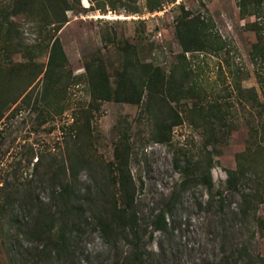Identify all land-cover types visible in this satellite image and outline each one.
I'll list each match as a JSON object with an SVG mask.
<instances>
[{"label": "rangeland", "instance_id": "obj_1", "mask_svg": "<svg viewBox=\"0 0 264 264\" xmlns=\"http://www.w3.org/2000/svg\"><path fill=\"white\" fill-rule=\"evenodd\" d=\"M238 2L165 0L161 9L149 11L145 0H80L57 32L67 60L61 75L50 81L44 79L48 48L32 28L33 16L9 17L17 29L7 43L1 20L10 0H0V99L16 100L0 117V188L31 180L39 200L47 201L44 174L49 167L62 171L70 166L83 197L100 210L117 201L114 148L123 143L135 183L143 264H213L243 244L254 258H264L262 189L263 200L248 220L236 212L241 192L254 191L252 173L246 170L237 189L225 192L226 171L236 168L239 154H247L249 126L258 116L245 101L249 96L241 95L253 87L262 99L255 75H264V65L254 64L249 54L255 34L248 24L256 18L242 15ZM183 15L206 19L221 47L182 55L175 24ZM124 49L134 51L140 63L157 65L182 80L180 99L172 103L181 122L167 140L154 138L155 122L146 112L144 95L138 104L93 96L90 75L95 70L103 71L111 91L119 86ZM9 71L13 77L6 87L2 82ZM209 105L221 109L227 126L216 119L218 126H204L198 110ZM208 161L211 193L196 181ZM186 164L195 167L183 175ZM219 191L225 195L221 206L215 200ZM210 194L214 199L209 203ZM166 204L171 206L168 230L153 231L151 221ZM95 221L87 216L72 239L71 256L52 264H113L130 255L129 241L109 240ZM1 234L0 264H7Z\"/></svg>", "mask_w": 264, "mask_h": 264}, {"label": "trees", "instance_id": "obj_2", "mask_svg": "<svg viewBox=\"0 0 264 264\" xmlns=\"http://www.w3.org/2000/svg\"><path fill=\"white\" fill-rule=\"evenodd\" d=\"M108 2L110 3V0ZM164 2L165 0H145V6L149 11L158 10ZM79 6L80 0H10L2 16L8 13L1 20L4 34L7 36L5 40L11 43L15 38L13 33L17 29L15 23L9 20L10 16L16 17L25 13L33 16L32 28L41 38V43L44 41L45 48H48L44 79L56 80L61 75L67 60L57 32L67 21V12L78 10ZM238 6L242 15L256 18L248 24L249 30L255 34V41L249 54L250 60L261 67L264 65V0H239ZM175 37L181 47L182 55L188 52L217 51L221 47L210 33L208 21L200 16H180L175 24ZM37 46H40L39 42ZM123 60L120 83L115 91H111L103 71L95 70L91 73L94 98L108 100L113 97L116 101L138 104L144 95L146 112L155 122L154 138L157 141L167 140L171 129L181 122L178 113L176 116L173 115L172 103L180 99L182 80L172 73L167 75L157 65L140 63L131 49H124ZM14 68L16 71L22 70L19 66ZM255 76L261 86L262 99L258 97L253 87L245 89L241 96L243 99L246 95L249 96L245 101H250L255 107L257 120L249 126L247 154H239L236 168L226 171L225 180V192H232L237 189L246 170L252 173L254 191L241 192L237 207L236 215H239L241 220L255 217L256 207L262 202V193H264V173H262V169L264 170V75L256 72ZM11 77L13 76L10 71L4 74L6 82H2L3 86L7 87L10 84ZM13 102L16 100L2 95L0 117ZM198 113L204 126L210 129L218 126L215 119L220 126H227L224 113L215 105L202 106ZM127 158L123 143L115 144L113 164L117 176V201L108 206L102 205L100 210L92 206L95 202L83 197L78 187L76 169H71L70 166L64 167L62 171L59 168L55 171L49 167L44 174L50 189L47 201L39 200L31 180L21 184L4 183L0 188V231L7 264H52L54 261L70 257L73 253L72 239L79 232V225L87 216L96 219L95 224L98 229L109 240L112 237L113 241L124 239L131 243L130 255L113 264H143L142 235L135 209V183ZM210 164L208 161L202 173L196 174V181L201 182L209 193L212 189ZM190 167L194 168L195 164H186L182 174H186ZM187 177L181 179V186L186 184ZM260 189L262 193L258 192ZM217 195L215 200L221 206L225 199L224 191H219ZM213 199L210 194L209 203ZM168 213H171V206L166 204L164 210L154 215L151 221L153 231L168 230L166 221ZM22 240L28 243L25 247L21 243ZM257 262L264 264V258H254L243 244L239 252H230L213 264H257Z\"/></svg>", "mask_w": 264, "mask_h": 264}]
</instances>
